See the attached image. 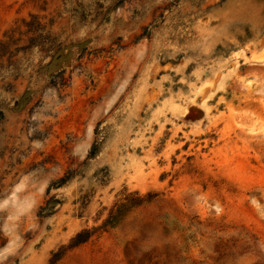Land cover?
Segmentation results:
<instances>
[{"label":"rangeland","instance_id":"1","mask_svg":"<svg viewBox=\"0 0 264 264\" xmlns=\"http://www.w3.org/2000/svg\"><path fill=\"white\" fill-rule=\"evenodd\" d=\"M262 52L264 0H0V264H264Z\"/></svg>","mask_w":264,"mask_h":264},{"label":"trees","instance_id":"2","mask_svg":"<svg viewBox=\"0 0 264 264\" xmlns=\"http://www.w3.org/2000/svg\"><path fill=\"white\" fill-rule=\"evenodd\" d=\"M4 118V114L3 112L0 110V122L2 121V119ZM103 171V177L102 180L104 182L108 181L109 178V167H105L102 169ZM70 179V175L67 172L64 176L60 177L59 179L53 181L50 186H49V190H51L52 188H59L63 185H65ZM136 194H138L136 192ZM62 205L61 200L56 197V196H49L46 201L40 206L39 211H38V216L40 217H49L51 215H53L54 213H56L57 209L59 206ZM113 213V212H112ZM112 213L110 214V216H112ZM109 222V220L107 221ZM93 235V231H91L90 229H84L80 232H78L76 234L75 237H73L72 239V245H70V247H75L81 243L86 242L91 236Z\"/></svg>","mask_w":264,"mask_h":264},{"label":"bare ground","instance_id":"3","mask_svg":"<svg viewBox=\"0 0 264 264\" xmlns=\"http://www.w3.org/2000/svg\"><path fill=\"white\" fill-rule=\"evenodd\" d=\"M255 58L257 59V60H264V53H262V54H259L258 56H255Z\"/></svg>","mask_w":264,"mask_h":264},{"label":"crops","instance_id":"4","mask_svg":"<svg viewBox=\"0 0 264 264\" xmlns=\"http://www.w3.org/2000/svg\"><path fill=\"white\" fill-rule=\"evenodd\" d=\"M263 53V52H262Z\"/></svg>","mask_w":264,"mask_h":264}]
</instances>
